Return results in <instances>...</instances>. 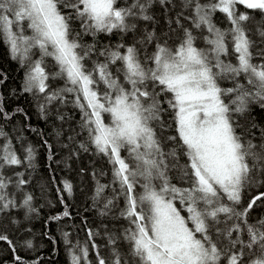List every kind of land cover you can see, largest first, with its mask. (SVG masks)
<instances>
[{
	"label": "snow or ice",
	"instance_id": "6c2138e0",
	"mask_svg": "<svg viewBox=\"0 0 264 264\" xmlns=\"http://www.w3.org/2000/svg\"><path fill=\"white\" fill-rule=\"evenodd\" d=\"M237 5L264 13V0H183L190 15L182 11L176 17L182 33L178 41L161 42L145 29L134 43L98 49L95 43L82 42L83 36L139 31V21L153 19L152 0H0V39L27 69L23 91L44 101L39 105L42 113L74 93L90 143L112 165V184L117 187L112 199L105 198L104 209L115 207L114 201L122 197L119 214L129 226L109 236L108 259L96 250V264H264V219L255 224L248 219L264 193L242 210L237 207L246 187L264 186V127L253 115L257 102L264 111V50L256 53L262 62L253 63L254 42L245 26L252 17L238 12ZM217 11L225 15L228 28L214 23ZM182 18L191 27H185ZM76 21L80 31L72 27ZM258 31L264 38V27ZM154 40L155 50L142 55L139 45ZM93 55L97 59L92 60ZM49 58L58 71L46 70ZM56 77L65 80L63 89L51 88ZM224 81L231 86L221 87ZM2 105L0 96V113L9 118ZM165 114L170 122L163 119ZM237 115L246 119L245 125ZM167 127L175 135L158 136L157 128L163 132ZM251 129H258L259 135ZM0 137L2 211L17 207L9 185L21 191L27 183L23 173L13 170V181L4 170L25 160L31 167L33 148L22 145V158L6 133L0 131ZM166 142L175 147L166 152ZM177 149L186 157L182 167L175 163ZM173 168L179 169L187 188L171 182L168 172ZM107 187L98 184L96 197ZM64 189L71 194L72 185L65 181ZM32 199L24 194L21 206L35 211ZM69 215L66 209L63 216ZM88 234L93 235L91 230ZM0 240L12 246L6 235ZM67 242L72 264H90L87 245ZM121 242L127 244L126 255L121 254ZM91 248L98 246L93 243Z\"/></svg>",
	"mask_w": 264,
	"mask_h": 264
},
{
	"label": "trees",
	"instance_id": "16d2710c",
	"mask_svg": "<svg viewBox=\"0 0 264 264\" xmlns=\"http://www.w3.org/2000/svg\"><path fill=\"white\" fill-rule=\"evenodd\" d=\"M182 11L184 13L180 4H173L168 8L163 7L157 10L149 9V14L153 19L150 21H139L137 25L139 31L128 32L123 36L113 34L110 37H116L120 43L131 44L138 41L144 35V30L146 29L149 32H155L156 40L161 42L168 40L169 44H171L173 41H178L181 35L180 28L175 23V20ZM255 13L256 15H253L251 19L256 22L255 30L251 33L249 32V36L254 42V56L261 59L256 53L264 50L260 48L264 46V38L259 35L258 31L259 28L264 27V13L258 10ZM214 20L221 28L224 26L229 27V23L220 17H216ZM181 23L187 26L188 21L182 18ZM194 34L198 35L199 33L197 31ZM1 42L2 39H0V73H2L0 80L4 82L0 84V96L3 97L2 106L4 112L11 115L9 118H5L0 113V130L6 133L5 130L20 129L22 127L20 124L26 125L23 113L24 115L29 114V121L42 126L41 133L44 135V140L50 142L54 148L58 146L60 154L71 161L70 168H58L65 172L64 174L75 183L76 197L75 200L69 199L67 205L64 203L70 215L63 216L64 212L59 211L60 208L57 209L45 205L53 196L55 198L49 168L44 167L41 172L36 174L25 172V175L30 174L32 176V182L28 187L35 195L34 200L32 199L31 201V208L35 209V211H29L26 207H22L23 200L15 196L17 207H10L0 211V235H6L14 246L21 248H24L28 241L31 240L32 250L30 249L31 251L28 253L18 254L22 258L18 262L12 259L11 246L7 241L0 240L1 248H3L0 253V264H67L68 259L72 264L70 247L67 241H70L74 246V240H79L82 246L87 245L90 248L95 243L98 249H93L94 257H96V250H99L101 256L108 259L111 248V245L108 244L109 236L120 234L129 226L128 221L123 218L120 219L117 213L120 207L119 201H121L122 197L117 199L118 201H114L115 207L104 209L105 198L112 199L114 196V192L109 190L117 187L112 184V165L109 163L108 158L98 153L94 145L90 143L88 133L82 127L81 110L76 106L75 101L72 103L68 101L64 103L57 102L54 105L47 106L45 113L40 111L39 105L44 101L38 99L33 93L23 91L27 69L20 61L18 63L8 58L5 47ZM155 42L154 40L153 43L139 45L142 49V55L154 51ZM197 45L201 48L204 47L202 42H197ZM47 65L46 70L49 72H54L57 68L50 58L47 61ZM53 82L54 79L50 82L51 88L54 90ZM17 106L22 108L23 112L15 111ZM15 113L16 117L14 118ZM253 115L260 127H264V111L260 109L259 102L253 108ZM236 118L242 126L246 124L244 117L237 115ZM163 119L170 122V117L167 114L164 115ZM170 128L172 127L165 128L163 132L157 128L158 136L163 135L166 137L171 135ZM237 131L239 132V129ZM251 131L256 132L257 136L259 135L258 129H251ZM32 135L37 134L32 132ZM0 143H3L2 137H0ZM82 144L84 145L83 148L81 147ZM86 144L100 156L101 160L84 151ZM173 147L175 146L172 143L166 142L164 150L167 152ZM122 155H126V153L122 152ZM177 155L178 159L175 163L182 167L186 163V157L178 149ZM105 162L108 166L105 165ZM42 165L44 166L43 162ZM53 170L55 171L54 173H58L56 168H53ZM4 175L9 177L7 169L4 170ZM168 176L177 187H188L187 183L180 180L178 168L171 169L168 172ZM98 184L111 187L104 189L101 198H97L95 195ZM8 190L13 192L11 185H9ZM27 191L29 192L28 189ZM262 193H264V186L254 185L246 187L242 192L243 200L241 201V206H237L238 210L247 207V204L254 197L261 196ZM90 194L92 199H90ZM174 203L178 209H182L179 200L174 201ZM102 212L106 214H102ZM181 214L187 215L186 211L183 210ZM56 216H59L60 219H52V217ZM248 219L249 223L253 224L257 223L259 219H264V197L254 205ZM89 230L93 233L91 237L88 234ZM65 233L68 234L67 241ZM34 246L36 247L35 249ZM38 246L42 247L38 248ZM125 246H127L126 242H121L122 255H126ZM72 250L76 251L74 248ZM77 254H79L78 251ZM15 257L16 255L14 259Z\"/></svg>",
	"mask_w": 264,
	"mask_h": 264
},
{
	"label": "bare ground",
	"instance_id": "6f19581e",
	"mask_svg": "<svg viewBox=\"0 0 264 264\" xmlns=\"http://www.w3.org/2000/svg\"><path fill=\"white\" fill-rule=\"evenodd\" d=\"M121 2H123V0H121ZM202 2H205V0H202ZM176 5V4H180L181 6L183 5V0H166L165 4H160L159 0H152V6L150 9H159V8H163V7H170L171 5ZM237 11L238 12H248V14L251 16L252 14H254V10H248L245 9L244 6L242 5H237L236 6ZM184 16L187 17L190 15V12L187 9H184ZM216 17H220L221 19H223L224 21L228 22L225 15L223 13L220 12H216L213 16V21L214 23L215 20L214 18ZM188 21V20H187ZM229 23V22H228ZM255 21L254 20H250L248 22H246L245 26L246 28L249 30V32H253L255 30ZM190 22L188 21L187 26L185 27H190ZM216 25L221 28L217 23ZM72 27L76 30V31H80V26H79V22H74L72 24ZM228 28V26H224L221 29H225ZM199 33V32H198ZM249 33V34H250ZM182 34V33H181ZM82 42L87 43V44H96V47L99 49L101 47L107 46V45H113V44H119L120 41L117 40L116 37H110V35H106V34H98L95 38L92 36H83L82 38ZM200 42V41H198ZM1 44L5 47L7 56L9 59L13 60L14 62H18L19 60L17 59H13L12 54L10 52V48L7 42H5L2 39ZM198 46V45H197ZM199 47V46H198ZM261 49H264V46L260 47ZM97 59V57L95 55L92 56V60ZM100 59H103L102 57ZM228 59H232L233 62L234 58L233 57H228ZM262 60L259 59V57L254 56L253 57V63H261ZM55 64V63H54ZM87 66L90 68L91 62L90 61H86ZM58 71V68H56L54 70ZM53 86H54V90H60L63 89L65 87V80L63 78L60 77H56L54 79L53 82ZM70 86V85H69ZM231 86V82L230 81H224L221 83V87H230ZM100 88L103 89V85H100ZM42 100V99H41ZM69 102L72 103L73 101H75V94L74 93H67L65 94V102ZM166 107V105H165ZM17 108H19V106H17ZM16 108V109H17ZM16 111V110H15ZM169 117L170 115L167 114ZM26 120V125L20 124L22 127H20V129H16V128H12V130H5L6 131V135L9 139H11L13 146L15 147V149L17 150V154L21 155V157L23 158V156L25 155V153L22 150V145L23 147H28L29 145L33 148V158L31 160V167H29V161L25 160L24 163L20 166H13L12 168H8L7 169V173L8 176L12 178L13 181H15L17 179V177L14 175V171L15 172H20L23 173V179H25L27 181V183L25 185L22 186L21 191H17L12 185V191L15 193V196L18 199L23 200V196L24 194H30L33 197L34 200V193L29 189V185L32 182V176L30 174L25 175V172H32V173H39L41 172V170L45 167V168H49L50 170V176H51V180H52V184H53V188H54V193H55V198L53 196V198L46 203V206H51L54 208H57L61 211L64 212L66 210L64 203L67 205V202L69 199L75 200L76 197V188H75V183H73L71 181V179L65 175L63 171H61L58 167H71V161L66 158L63 157L62 154H60L59 150H58V146L56 148H54V146L48 142L47 140H44V135L41 133L42 131V126L38 125V123L33 124V122L29 121V114L24 115ZM16 117V113L14 115V118ZM235 119H237L235 117ZM238 120V119H237ZM80 121V120H79ZM81 122L83 123V121L81 120ZM170 134L171 135H175V132L173 130V128H170ZM3 131V130H0ZM4 132V131H3ZM32 132L34 134L37 135H32ZM86 136V135H85ZM3 138V142H4V137ZM88 140V138H87ZM46 142V143H45ZM87 143V142H86ZM86 149V150H85ZM84 151H87L88 153L92 154L93 156H95L96 159H100V156L98 154H96L88 144H86ZM42 162L44 164V166L42 165ZM105 165L108 166V164L105 162ZM53 168H56V171L58 172L57 174L54 173L55 171L53 170ZM14 170V171H13ZM67 181L72 185V192L71 194H69L65 189H64V182ZM93 182V181H92ZM91 183V180H90ZM94 183V182H93ZM98 187V185H97ZM111 188V187H109ZM27 189L29 190V192L27 191ZM110 192L113 191V188H111L109 190ZM139 191V188H138ZM96 195V194H95ZM90 199H92V195L90 194ZM243 200V197L241 199V201ZM118 201V200H117ZM120 207L117 211V213L119 214V210L123 208V198L121 199V201H119ZM122 205V206H121ZM120 219L122 218L119 214ZM124 219V218H123ZM25 242V241H23ZM29 242V241H28ZM31 245L29 246V244L27 243L24 248L21 247H17L14 246L12 244V246L15 247V252H13L12 250V246L10 248L11 250V255H12V259H14V256H18V254H21L23 252L28 253L32 250V241L30 240ZM79 244V247H84L81 245L79 240H74V246ZM2 245H0V253L3 251V248H1ZM42 246H38V248H41ZM36 247L34 246V249ZM89 248V262L90 264H96L95 263V257H94V252L93 249ZM124 248L127 249V246H125ZM31 249V250H30ZM74 249L76 250V248L74 247ZM77 251V250H76ZM67 264H71V262L68 259Z\"/></svg>",
	"mask_w": 264,
	"mask_h": 264
},
{
	"label": "rangeland",
	"instance_id": "374dc122",
	"mask_svg": "<svg viewBox=\"0 0 264 264\" xmlns=\"http://www.w3.org/2000/svg\"><path fill=\"white\" fill-rule=\"evenodd\" d=\"M255 11H256V10H255ZM255 11H254V14L251 15V17H252L253 15H256Z\"/></svg>",
	"mask_w": 264,
	"mask_h": 264
}]
</instances>
